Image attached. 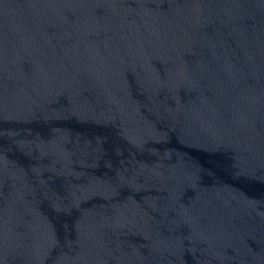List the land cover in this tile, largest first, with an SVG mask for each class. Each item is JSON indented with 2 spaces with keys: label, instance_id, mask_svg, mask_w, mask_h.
Segmentation results:
<instances>
[{
  "label": "water",
  "instance_id": "1",
  "mask_svg": "<svg viewBox=\"0 0 264 264\" xmlns=\"http://www.w3.org/2000/svg\"><path fill=\"white\" fill-rule=\"evenodd\" d=\"M0 264H264V0H0Z\"/></svg>",
  "mask_w": 264,
  "mask_h": 264
}]
</instances>
